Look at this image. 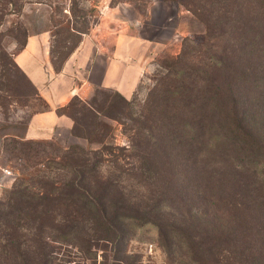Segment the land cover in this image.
<instances>
[{"label": "trees", "instance_id": "trees-1", "mask_svg": "<svg viewBox=\"0 0 264 264\" xmlns=\"http://www.w3.org/2000/svg\"><path fill=\"white\" fill-rule=\"evenodd\" d=\"M176 1L204 24L205 32L200 41L184 38L179 54L163 58L141 107L144 115L128 124L143 133L147 146L136 152L140 142H132V150L111 142L113 130L102 116H113L97 100L75 96L58 109L74 119V136L77 114L88 119L90 132L102 136L96 140L100 147L80 148L83 155L78 152L61 164L71 171L66 186L23 176L0 198V264H61L44 235L75 242L79 222L86 220L95 222L94 232H87L89 247L124 240L128 224L131 229L152 224L171 252L175 245L186 251L189 264L212 259L215 264H264V0ZM28 140L26 130L24 135L0 133V148L10 143L22 154ZM109 160L115 171L127 167L131 175L150 179L169 171V178L151 190L143 206L119 204L120 197L127 201V193L119 190L116 212L100 173ZM66 201L63 216L58 207ZM28 241L30 250L25 249Z\"/></svg>", "mask_w": 264, "mask_h": 264}, {"label": "rangeland", "instance_id": "rangeland-1", "mask_svg": "<svg viewBox=\"0 0 264 264\" xmlns=\"http://www.w3.org/2000/svg\"><path fill=\"white\" fill-rule=\"evenodd\" d=\"M161 3L179 8L176 35L167 47L150 57L134 93L127 97L129 103L118 97L117 91L104 88L93 89L87 98L90 101L97 100L106 114L113 116H102L113 130L110 141L126 150H132V142H140L136 152L140 147L145 148L147 142L142 140L143 133L127 127L144 115L141 107L156 84L163 58L179 54L186 37L200 41L205 32L204 24L176 0H0V133L24 135L30 118L50 107L48 100L16 62V55L29 35L43 32L48 34L50 60L54 70L58 72L84 38H100L107 33L110 38L131 23L138 25L147 19L151 7ZM165 15L166 11L160 12L162 21H165ZM77 116L79 124L76 136L28 140L21 146L22 154L17 145L15 147L10 143H7L6 149L0 148V198H6L8 190L18 184L23 176L58 180L61 181L60 186L70 179V169L61 164L70 156H77L78 152L83 155L80 148L98 149L100 145L96 140L102 138L97 133L90 132L88 119L82 118L80 113ZM71 146L76 149L70 150ZM129 161L132 160L128 158L127 162ZM111 164L110 160L105 161L100 173L110 186L112 198L107 197L108 203H111L116 212L119 211L116 206L119 190L127 193V201L120 197L119 204L135 203L143 206L148 202L151 190L164 186L163 178L165 181L169 178V171L163 172L162 176L152 175L150 179L145 174L131 175L132 170L127 171V167H124L123 172L115 171ZM5 169L11 174H5ZM117 176L119 183H115ZM97 182L96 177L92 178L93 186H97ZM68 202L63 207H58L63 216L66 215ZM170 218L177 220V217ZM166 220L170 221L169 218ZM166 220L164 219L165 222ZM127 222L129 223V219ZM79 223L78 239L74 238L77 243H59L52 240L51 236L44 235L45 240L51 244L50 247L46 246L55 250L61 264H189L184 249L175 245L172 247L174 252H171L162 243L159 229L155 225L134 224V229H131L128 224L124 227V240L115 243L101 240L98 245L89 247L85 245V241H88L86 237L89 236L87 232L90 229L94 232L92 227L95 222L86 220ZM29 245L28 241L25 249L30 250ZM84 248H90L92 253L87 254ZM9 249L7 251L11 253L16 252ZM208 262L215 264L213 259Z\"/></svg>", "mask_w": 264, "mask_h": 264}, {"label": "crops", "instance_id": "crops-1", "mask_svg": "<svg viewBox=\"0 0 264 264\" xmlns=\"http://www.w3.org/2000/svg\"><path fill=\"white\" fill-rule=\"evenodd\" d=\"M162 10L166 11L165 21L160 18ZM178 16L177 7L167 3L153 5L148 18L138 25L131 23L110 38L109 33L100 38H84L58 72L50 60L48 34L29 35L16 55V62L50 107L32 116L26 137L52 139L72 135L74 119L58 109L75 96L87 99L95 88L112 89L126 98L131 96L150 57L175 37Z\"/></svg>", "mask_w": 264, "mask_h": 264}, {"label": "built area", "instance_id": "built-area-1", "mask_svg": "<svg viewBox=\"0 0 264 264\" xmlns=\"http://www.w3.org/2000/svg\"><path fill=\"white\" fill-rule=\"evenodd\" d=\"M4 173H5V174H11V172H10L8 169H5V170H4Z\"/></svg>", "mask_w": 264, "mask_h": 264}]
</instances>
